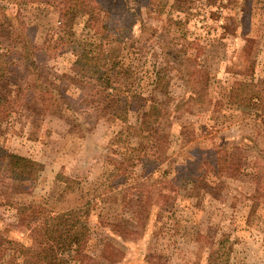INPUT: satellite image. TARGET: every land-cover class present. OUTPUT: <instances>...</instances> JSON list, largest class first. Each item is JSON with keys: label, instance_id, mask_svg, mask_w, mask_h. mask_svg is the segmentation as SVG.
<instances>
[{"label": "rangeland", "instance_id": "1", "mask_svg": "<svg viewBox=\"0 0 264 264\" xmlns=\"http://www.w3.org/2000/svg\"><path fill=\"white\" fill-rule=\"evenodd\" d=\"M44 2L0 0V48H11L22 30L39 47L28 52L36 70L27 74L10 56L1 73L6 80L25 73V82L16 79L21 85L35 82L34 74L66 78L72 103L56 116L39 115L33 105L31 113L19 100L18 112L0 123V149L29 162L22 184L0 171V228L24 239L35 211L77 210L90 240L86 256L68 264H146L147 257L202 264L220 240L231 264H264V0H139L138 18L154 41L149 30L139 38L137 23L134 37L120 35L115 49L128 62L133 48L142 49L129 80L133 91L150 89L145 70L164 68L165 117L151 138L163 139L159 149L127 135L137 114L116 118L111 88L106 96L96 82L77 77L58 27L63 5ZM75 22L70 40L92 36ZM112 80L119 83L114 74ZM238 82L254 85L255 97L240 96ZM12 242L0 260L18 249Z\"/></svg>", "mask_w": 264, "mask_h": 264}, {"label": "trees", "instance_id": "2", "mask_svg": "<svg viewBox=\"0 0 264 264\" xmlns=\"http://www.w3.org/2000/svg\"><path fill=\"white\" fill-rule=\"evenodd\" d=\"M44 2V0H38ZM45 4L63 5L59 18V30L67 36V44L71 50L72 69H76L77 77L85 79L87 82H96L97 87L107 91L106 96H112L108 88L116 93L115 102H112L113 115L119 120L126 122L127 113L133 111L137 114L136 123L127 125V135L133 132L137 137L156 144L158 149L162 145L163 139L153 136L157 135L161 128L162 119L165 117L163 111V101L160 93L167 95L168 81L164 68L152 66V70H145L148 79L147 86L149 90L141 88L140 91H133L129 80L135 77L134 72L139 69L141 48H133L131 55L133 59L120 56L115 49L119 42L120 35L126 34L134 37V27L139 24V38L147 30L150 32L149 41H154L153 29L144 25L143 20L138 18L139 0H48ZM51 1V2H50ZM151 4L152 0H146ZM104 5V6H103ZM4 9L6 7L4 6ZM117 10V11H116ZM79 19L78 27L82 31L86 30L92 36H84L70 40L71 34ZM11 26V24H8ZM67 32V33H66ZM15 37H12L11 48L4 50L0 48V123L7 121L11 117L13 110L19 100L24 103L20 107L35 113L36 106L40 107L39 115L50 112L58 115L60 112H69L72 98L67 95V80H61V77L52 79L43 76H35V82H25V73L17 78L8 77L6 80L4 72L1 73V66L8 57H14L15 61H21L25 65V72L29 74V68H35V54L29 55L39 48L29 39L28 35L22 30L21 33L15 31ZM18 48H14L15 46ZM16 56V57H15ZM146 63L141 66V69ZM119 77V83L112 80V75ZM17 81H22L17 83ZM114 83V84H113ZM118 83V86L117 84ZM241 95L251 93L249 98L255 97L254 85L238 82ZM234 90L236 87L232 88ZM243 96V97H244ZM31 105H33L32 108ZM114 105V107H113ZM20 115V114H19ZM162 130V129H161ZM151 139V140H150ZM153 147V145H152ZM2 154V155H1ZM0 171H4V178H10L14 182L24 183L28 170V159L20 155L11 154L5 149H0ZM5 161V162H3ZM177 178L183 179L181 176ZM26 192V190H24ZM15 215L20 216L21 209L12 207ZM18 213V215H17ZM80 212L77 210H68L59 214H50L49 212L37 210L33 216H28V222L34 219L28 230V235L24 239H17L7 235L8 231L0 228V250H9L5 242L11 245L14 241L18 249L10 254L2 255L0 264H68L70 261L80 262V258L86 256L83 253L86 243L90 240V231L85 227ZM123 242V246L129 245L127 240L121 235L114 236ZM132 243H136L132 241ZM4 245V247H3ZM130 246V245H129ZM202 264H231L230 248L227 247L226 240L217 242L216 247L210 250ZM146 264H154L150 258H144ZM86 264L87 260L81 264Z\"/></svg>", "mask_w": 264, "mask_h": 264}]
</instances>
